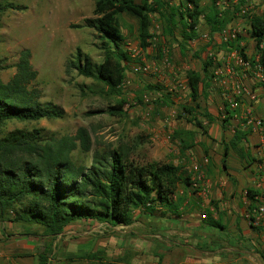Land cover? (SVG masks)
<instances>
[{"label": "rangeland", "instance_id": "374dc122", "mask_svg": "<svg viewBox=\"0 0 264 264\" xmlns=\"http://www.w3.org/2000/svg\"><path fill=\"white\" fill-rule=\"evenodd\" d=\"M161 2L162 9L150 14L151 38L147 49L140 44L138 20L128 14L119 17L124 37L122 49L128 51L130 59L123 63L125 86L118 88L116 94H110L102 82L79 76L75 70L69 75L66 73L67 64L77 60L78 49L94 64L105 60L106 47L99 34L86 27L78 28L84 19L93 16V0H0L1 5L14 7L0 14V78L7 83L16 73L20 53L29 49L32 65L38 72L30 87L40 91L42 103H53L66 113L58 120L9 122L0 129V138L15 129H40L49 139L75 135L84 127L91 134L93 149L89 153L78 149L73 153V159L87 167L91 166L96 150L126 147L131 159L139 164H173L179 167L184 178L189 179L188 168L207 157L206 180L211 183L212 178L218 177L217 187L222 195L230 185L237 190L240 186L243 188L245 182L250 185L252 178L258 179L262 175L260 156L258 151L255 152L258 147L252 146L256 149L250 151L245 163L244 155H241L244 153V139L228 160L234 171L236 165L240 166L236 169V176L223 172L222 160L224 144L234 141L239 132L244 133V119L241 118L244 115V95L232 96L237 90L232 88V82L254 91L256 99L246 100L245 105L253 107L259 103L260 106H255L253 111L254 116L261 119H264V90L252 70L244 71V67L237 64L233 57L236 49H232L236 45L230 47L222 42L219 31H212L206 20L214 14V9L219 20L228 19L223 27L237 32L239 51L243 49L247 60L255 61L259 55L250 35L249 17H264V0H202L203 14L195 32L187 28L179 16L180 12L186 15L192 10L187 0ZM149 3L154 6L153 0ZM173 13H176L173 33H165ZM186 21L191 24L188 18ZM209 59L213 63L204 80L199 108L191 99L188 73L195 71L204 77V63ZM230 64L235 70L233 77L227 73ZM144 67L148 70H139ZM227 89L237 108L232 109L228 98L223 97ZM119 103L123 104V116L110 114L109 110L118 107ZM197 122L203 128H199ZM185 143L190 145L189 149ZM217 159L219 171L216 168L210 171L211 167H216ZM202 189H187L178 184L175 196L185 190L187 199L191 197L189 193L195 194L196 199H212L209 193L200 196ZM14 217L12 212L5 220H0L1 264H38L41 255H46V264H97L101 261L114 264L128 260V264L146 263L143 230L149 227L143 224V218L136 223L138 228L132 230L139 240L136 242L140 251L136 252L129 243L131 239L126 237L131 228H121L126 231L124 234L108 223L91 222L77 224L63 237L51 239L44 236L40 227L26 228L28 225L10 222ZM116 228L120 229L119 226ZM226 233L224 231L220 236H226ZM117 244H120L119 251ZM59 250H64L63 258L59 257ZM94 253L102 260L87 258ZM157 256L161 257V254Z\"/></svg>", "mask_w": 264, "mask_h": 264}, {"label": "trees", "instance_id": "16d2710c", "mask_svg": "<svg viewBox=\"0 0 264 264\" xmlns=\"http://www.w3.org/2000/svg\"><path fill=\"white\" fill-rule=\"evenodd\" d=\"M93 1V16L84 19L83 25L78 28L86 27L99 34L106 47L105 60L101 64H94L88 55L78 49L77 60L67 64L66 73L69 75L75 70L79 76L104 83L110 94H116L126 77L123 63L130 59L128 51L122 49L124 37L119 17L128 14L138 20L140 44L147 49L151 38L150 14L160 11L163 4L161 0H153L154 6L149 3L150 0H143L142 3L135 0ZM201 1L187 0L192 10L187 11L186 15L179 13L181 21L192 32H195L203 14ZM13 8L10 4H0V14ZM175 14H172L165 33H173ZM185 18L191 20V24L185 22ZM218 18L214 9V14L206 21L212 31L221 34L228 19ZM249 21L250 35L264 66V17L251 15ZM224 43L230 47L236 45L232 49L237 51L240 49L238 39ZM239 52L247 60L243 49ZM31 58L32 52L23 50L14 76L7 83L0 78V129L14 121L31 123L66 116L65 111L57 105L42 103L40 91L30 87L38 77ZM250 62L255 65L253 59ZM212 63L211 59L205 61L204 77L195 71L188 73L191 99L199 108L204 80ZM260 86L264 90V83ZM118 105L109 112L114 116H123V104ZM196 124L203 128L201 123ZM42 132L40 129H15L0 138V220H5L6 215L13 212L15 217L10 222L28 225L26 228L33 225L40 227L44 236L51 239L63 237L68 230L82 223L128 227L142 216L159 218L166 216L167 211L178 210L179 206L174 200L177 185L191 188L190 179L180 174L178 166L158 163L141 165L131 159L126 147L96 150L90 167L77 163L73 159L76 150L89 153L93 149L87 128H79L75 135L52 136L49 139ZM249 132L251 129L239 132L234 141L224 144L222 167L228 176L229 156ZM185 146L186 149L190 147L186 143ZM256 194L257 191L249 189L248 195L252 201ZM159 207L165 211L159 210ZM207 222L222 227L219 222L210 219ZM87 258L102 260L95 253L87 255ZM103 262L97 264H106ZM46 263V255H41L38 264Z\"/></svg>", "mask_w": 264, "mask_h": 264}, {"label": "crops", "instance_id": "0c3cea01", "mask_svg": "<svg viewBox=\"0 0 264 264\" xmlns=\"http://www.w3.org/2000/svg\"><path fill=\"white\" fill-rule=\"evenodd\" d=\"M257 104H254L252 110L256 108L255 106H260L259 103ZM244 130H247L246 125ZM259 142L260 137L254 132L244 137V153H241L244 155V162H247L250 151H255L256 148L252 146H257ZM258 149L259 145L255 152ZM216 161V167H211L210 171L215 168L219 171V160ZM237 167L240 166L236 165L234 171V166L230 163L228 173L236 176ZM217 178H212L207 189L212 199H196V195L190 194L189 191L191 197L187 199V192L184 193L183 190L179 195L174 196L179 206L178 210L167 211L166 216L159 218L141 217L144 219L143 224L149 227L143 230L144 250L147 254L145 264H264V231L252 227L247 218V209L252 201L247 193L249 189L255 188L256 179L252 178L250 185L245 182L244 187L240 186L237 190L230 185L222 195L217 187ZM158 209L165 211L162 207ZM208 219L221 223L222 227L212 226L207 222ZM138 222L124 227L126 230L131 228L128 231L129 236L126 237L131 239L129 243H132L136 252L140 251V247H137L138 238L132 230L138 228ZM119 227L120 229L113 228L125 234L126 231L121 229L123 226ZM217 230L221 234L227 232L226 236H220ZM114 243H116L115 239ZM117 246L118 251L121 250L120 244ZM85 248L87 249L88 246ZM157 254H161V257ZM58 255L63 258L64 250H59Z\"/></svg>", "mask_w": 264, "mask_h": 264}, {"label": "built area", "instance_id": "2783aa9c", "mask_svg": "<svg viewBox=\"0 0 264 264\" xmlns=\"http://www.w3.org/2000/svg\"><path fill=\"white\" fill-rule=\"evenodd\" d=\"M190 6V5H189ZM238 37V34L236 31H230V30H223L220 34V38L224 42H228L231 40H236ZM233 57L236 59L237 64L244 67V71H251L254 75V78L257 80V83L262 84L264 83V66L260 62V58H257L255 60V65L252 66L250 60H245L239 51L233 52ZM138 70V69H137ZM139 70L147 71L148 67H144L143 69L139 68ZM228 75L230 77H233L235 74V70L233 67H231V64L228 65L227 70ZM245 78V77H244ZM233 89H237L232 92V96L240 97L241 95H244V112L242 115V119H244V125L247 126V130L251 129V132L256 133L260 137V142L257 144V147L259 145L258 155L260 156V169L262 172V175L258 176V179H256V185L253 190L257 191V194L254 196V200L250 202L249 208L247 209V218L250 222V225L256 229H260L264 231V119H261L259 117L254 116V112L252 110V107H247L245 105L246 100H254L256 99V94L253 90L248 89L245 87V85H240V83L232 82ZM125 86L124 81L122 82L121 86L119 88H122ZM227 90H224L223 93L224 98H228L230 107L237 108V103H234L232 101V96L230 94H227ZM236 110V109H235ZM243 125V126H244ZM209 164V159L206 157L203 159L201 163L194 162L189 168V174H190V181H191V187L193 189H197L202 187V192L199 193V195H206L207 189L209 188L210 181L206 180V167ZM248 194V193H247ZM249 198V195H248ZM263 256H264V247H263Z\"/></svg>", "mask_w": 264, "mask_h": 264}]
</instances>
